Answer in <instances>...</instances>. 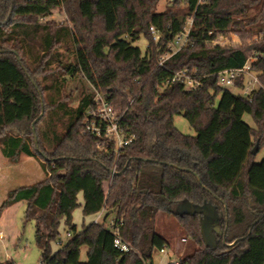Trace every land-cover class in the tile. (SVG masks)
<instances>
[{
  "label": "trees",
  "instance_id": "16d2710c",
  "mask_svg": "<svg viewBox=\"0 0 264 264\" xmlns=\"http://www.w3.org/2000/svg\"><path fill=\"white\" fill-rule=\"evenodd\" d=\"M159 1L0 0L1 150L13 164L23 155L40 157L47 169L45 179L10 191L0 211L27 203L24 223L35 222L45 264H153L154 252L170 246L157 232L166 211L199 247L180 264H264V157L257 161L264 151V0H187L182 13L157 12ZM57 9L74 28L39 23ZM190 19V42L160 66ZM151 28L160 34L157 42ZM231 33L241 45L213 44ZM255 36L261 39L248 44ZM141 38L148 41L145 51L135 45ZM68 43L76 63L59 68L93 89L76 109L62 98L67 77L45 84L31 66L49 65ZM251 57L261 86L231 94L219 73L243 68ZM186 69L200 81L195 91L169 83ZM235 88H244V77ZM96 90L108 95L134 137L119 154L100 151L98 140L83 134ZM52 92L61 99L43 96ZM177 116L197 139L178 130ZM43 117L47 126L39 128ZM217 157L224 158L219 167ZM81 194L84 216L105 210L106 219L114 216L111 226L91 223L78 231L73 214ZM183 203L196 211L180 212ZM62 225L74 236L54 251ZM116 230L129 251L116 246Z\"/></svg>",
  "mask_w": 264,
  "mask_h": 264
},
{
  "label": "rangeland",
  "instance_id": "374dc122",
  "mask_svg": "<svg viewBox=\"0 0 264 264\" xmlns=\"http://www.w3.org/2000/svg\"><path fill=\"white\" fill-rule=\"evenodd\" d=\"M185 0H160L157 4L156 11L163 12L167 8H174L176 11L182 13L187 10ZM52 22L55 26H69L74 28V25L69 21V16L64 9H57L53 15L48 18L39 20V23ZM154 36V35H153ZM260 36H255L253 40L248 41L251 44L255 40H260ZM160 40V39H159ZM157 42L158 40H155ZM223 47L241 45V39L231 33L220 38L217 41ZM135 45L140 47L143 51L148 46V41L141 38L135 42ZM75 45L68 43L65 46L59 47L55 50L51 63L47 66L39 65L38 61L31 63L32 69L36 70L40 75L36 76L38 80L51 84L52 80H63L67 77V82L63 90V100L72 109H76L84 95L93 91L89 81L84 77H70L66 75L65 69L59 67L75 64ZM254 59V58H253ZM194 74V71L191 73ZM249 78H246V81ZM248 82V81H247ZM258 88V85L254 87ZM231 94L245 95L242 89L235 87L227 88ZM57 100L61 99L56 92L43 95ZM221 100L219 96L216 100L217 105ZM45 113V107L42 114ZM45 117L38 125L39 128H45L47 123L44 122ZM245 121L252 127H256L254 118L251 115H245ZM175 126L185 135H189L194 139L198 138V133L191 127L189 121L184 116H177L175 118ZM31 142V141H30ZM1 146V144H0ZM264 157V152L257 156V161H261ZM46 162L40 157H28L23 155L18 164H12L7 157L0 151V207L7 199L10 191L18 189L19 187L33 185L46 177ZM108 184V183H107ZM82 202V198L80 200ZM27 209L26 202L17 203L4 211H0V231H3L4 236L0 239V263L7 264L10 261L15 264H41L43 250L39 244V237L37 236L36 224L34 221L24 223L25 212ZM178 209V207H177ZM185 212V210L181 211ZM105 213L100 222L103 223L106 217ZM114 216L111 215L106 221V226L112 225ZM75 223L82 230L84 222L89 224L93 218H86L83 214L82 206L74 212ZM157 232L169 242V247L164 252L156 250L153 255V264H175L180 262L181 258H185L195 253L199 247L190 238L187 237L184 230L181 228L178 220L169 211L161 213L157 218ZM47 234V230H43V235ZM73 233L69 236L67 230L61 227V240L63 243H68L73 238ZM208 238V233H206ZM186 238L187 243H183L182 239ZM210 240V237H209ZM46 241V238H43ZM62 247L59 244H53V250L58 251ZM87 250L84 249L82 253L83 261H86Z\"/></svg>",
  "mask_w": 264,
  "mask_h": 264
},
{
  "label": "built area",
  "instance_id": "2783aa9c",
  "mask_svg": "<svg viewBox=\"0 0 264 264\" xmlns=\"http://www.w3.org/2000/svg\"><path fill=\"white\" fill-rule=\"evenodd\" d=\"M191 28L192 20L190 19L186 24L184 32L178 35L171 44L170 51L161 58L160 66H163L166 60L179 52L190 42ZM151 31L154 35V39L159 40L160 34L154 28H151ZM213 44L219 45L218 42H213ZM253 61L254 59L251 57L243 68L229 69L220 72L218 75L219 84L225 88L235 87L237 80L244 77V88H242V90L245 92V95H249L255 90V86L258 85V88L261 86L257 75L251 68V63ZM246 78H249V80H247L248 82ZM169 83H182L188 92L197 90L201 85L200 81L193 77L188 69L173 74L169 79ZM122 119L123 115L114 108L108 99V95L96 90L93 102L85 114L83 134L96 138L100 151L109 152V150L112 149L114 154H119L122 149L129 146L134 140L133 136H127L122 125ZM117 173V167L115 166L112 170V175H116ZM115 234L117 236L115 241L116 246L122 251H129L128 245L122 240L118 230L115 231ZM184 241H186V239H184ZM62 244L63 241L59 243V245ZM162 252H164V250ZM41 264L45 263L41 262ZM175 264H180V262L177 261Z\"/></svg>",
  "mask_w": 264,
  "mask_h": 264
},
{
  "label": "crops",
  "instance_id": "0c3cea01",
  "mask_svg": "<svg viewBox=\"0 0 264 264\" xmlns=\"http://www.w3.org/2000/svg\"><path fill=\"white\" fill-rule=\"evenodd\" d=\"M229 97L230 96H227L225 99H224V102L225 103H228V101H229ZM0 151H1V146H0ZM262 152H264V151H262ZM224 160V158H221V157H217L216 158V162H217V166L216 167H219V165L222 163V161ZM258 160V159H257ZM10 162V161H9ZM11 163V162H10ZM13 164V163H12ZM207 172H209L208 170H207ZM225 186L227 187V188H229V187H231V183H226L225 184ZM81 198H82V202L80 201L81 200ZM24 202V201H23ZM20 203V202H19ZM79 203H80V205L82 206V209H83V206H84V197H83V194H81L80 196H79ZM178 209L180 210V211H183V210H190L191 209V205H189V204H186V203H183V204H181V205H179L178 206ZM105 213H107V211H105V210H103V211H101L100 213H98V214H96V215H92V216H87L88 218H93V220H91V222L89 223V224H85V222H84V225H86V226H88V225H90L91 223H101L100 222V219L102 218V216L105 214ZM73 216H74V214H73ZM86 217V218H87ZM110 218V217H109ZM109 218H107L106 219V217H105V219H104V222L106 223V221L107 220H109ZM74 224L75 225H77L76 223H75V220H74ZM83 225V226H84ZM62 227H64L63 225H62ZM77 227H78V225H77ZM78 231H79V227H78ZM0 234H1V236H0V239H2V237L4 236V233H3V231H0ZM69 236H71V234H69ZM184 239H186V238H183L182 239V242L183 243H187V239H186V241H184ZM166 250V249H165ZM164 250V251H165ZM11 262V261H10ZM14 263V262H13ZM15 264V263H14Z\"/></svg>",
  "mask_w": 264,
  "mask_h": 264
},
{
  "label": "water",
  "instance_id": "95a60500",
  "mask_svg": "<svg viewBox=\"0 0 264 264\" xmlns=\"http://www.w3.org/2000/svg\"><path fill=\"white\" fill-rule=\"evenodd\" d=\"M34 133H35V138L37 139L35 129H34ZM253 154L256 155V154H257V150H254V151H253ZM186 204H187V203H186ZM189 205H190V204H189ZM179 211H180V210H179ZM190 211H191L192 213L195 212V211H196L195 207H193V206L191 205V209H190ZM180 212H181V211H180ZM39 241H40V238H39Z\"/></svg>",
  "mask_w": 264,
  "mask_h": 264
}]
</instances>
